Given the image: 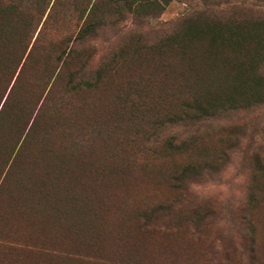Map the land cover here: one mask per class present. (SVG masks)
Returning a JSON list of instances; mask_svg holds the SVG:
<instances>
[{
  "label": "rangeland",
  "instance_id": "obj_1",
  "mask_svg": "<svg viewBox=\"0 0 264 264\" xmlns=\"http://www.w3.org/2000/svg\"><path fill=\"white\" fill-rule=\"evenodd\" d=\"M62 1L12 78L0 264H264V104L169 121L189 110L195 67L159 41L202 0H170L153 18L106 14L88 35L78 15L95 0L77 12ZM233 3L264 17V0L223 7ZM36 110L38 137L18 149L24 134L11 128ZM173 136L182 150L169 149Z\"/></svg>",
  "mask_w": 264,
  "mask_h": 264
},
{
  "label": "trees",
  "instance_id": "obj_2",
  "mask_svg": "<svg viewBox=\"0 0 264 264\" xmlns=\"http://www.w3.org/2000/svg\"><path fill=\"white\" fill-rule=\"evenodd\" d=\"M59 1L61 0H0V136L6 132L1 129V125L9 117L8 108H12L14 103L12 98L16 78H12L25 57L21 65L23 67L43 31V26L51 20L56 10L55 4L61 3ZM63 1L62 7L70 5L68 1ZM169 1L95 0L88 11L85 8L79 13L78 20L82 22V26L78 34L95 33L106 14L119 15L123 10L132 19L156 17ZM213 1L215 0H202L201 10L192 11L193 7H190L192 12L184 14L181 27L172 30L159 41V50L163 51L161 55L179 54L195 67L192 71L195 74L192 84L184 97L189 110L175 111V119H169L172 125L191 123L227 112L246 111L264 104V17L242 12L241 5L234 3L229 8L223 7L230 0H221L219 3ZM70 2L73 12L79 11L77 0ZM102 7L106 8V13L101 11ZM69 10L68 7L57 16L60 19L72 18ZM97 12H100V16ZM39 24L40 28L30 45ZM29 45L31 47L25 54ZM37 113L38 110L29 118L28 124L19 126L15 123L18 125L11 128L13 138L24 134L18 149L22 148L27 137L32 135V138L37 139ZM156 136L152 139L153 144L158 139L162 140L160 135ZM171 140L174 141H167L169 149L172 147V150L177 151L185 146V141L176 142L175 136ZM249 230V241L254 246L253 227L250 226Z\"/></svg>",
  "mask_w": 264,
  "mask_h": 264
}]
</instances>
